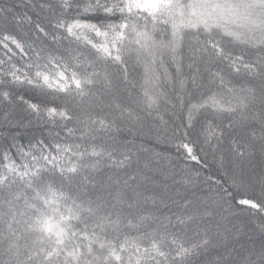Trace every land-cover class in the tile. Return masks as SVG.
<instances>
[{"label": "snow or ice", "instance_id": "obj_1", "mask_svg": "<svg viewBox=\"0 0 264 264\" xmlns=\"http://www.w3.org/2000/svg\"><path fill=\"white\" fill-rule=\"evenodd\" d=\"M0 264H264V0H0Z\"/></svg>", "mask_w": 264, "mask_h": 264}, {"label": "trees", "instance_id": "obj_2", "mask_svg": "<svg viewBox=\"0 0 264 264\" xmlns=\"http://www.w3.org/2000/svg\"><path fill=\"white\" fill-rule=\"evenodd\" d=\"M9 2H11V3H15V2H16V0H9Z\"/></svg>", "mask_w": 264, "mask_h": 264}]
</instances>
